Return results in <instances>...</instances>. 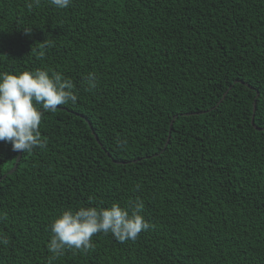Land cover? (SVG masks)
Here are the masks:
<instances>
[{
    "label": "trees",
    "instance_id": "1",
    "mask_svg": "<svg viewBox=\"0 0 264 264\" xmlns=\"http://www.w3.org/2000/svg\"><path fill=\"white\" fill-rule=\"evenodd\" d=\"M30 2L0 0V71L59 72L77 102L41 108L46 148L0 181V264H48L62 210L137 197L148 230L52 264H264V0ZM18 155L0 142V178Z\"/></svg>",
    "mask_w": 264,
    "mask_h": 264
},
{
    "label": "clouds",
    "instance_id": "2",
    "mask_svg": "<svg viewBox=\"0 0 264 264\" xmlns=\"http://www.w3.org/2000/svg\"><path fill=\"white\" fill-rule=\"evenodd\" d=\"M39 6L40 0H31ZM57 9H66L71 0H50ZM25 34L31 29H24ZM96 86L95 74L89 73L87 88ZM77 102L75 85L71 79L63 78L59 72L36 69L11 73L0 71V142L9 143L13 152H31L35 148H46L40 124L42 111L55 112L60 105ZM41 106L38 108L37 106ZM144 202L137 197L124 207L113 202L110 207L80 206L62 210L50 222L52 233L47 244L51 253L48 264L61 257L68 249L91 248L92 237L97 233H111L119 242L135 240L142 230L150 228V222L141 214ZM8 238L0 233V244L7 245Z\"/></svg>",
    "mask_w": 264,
    "mask_h": 264
},
{
    "label": "water",
    "instance_id": "3",
    "mask_svg": "<svg viewBox=\"0 0 264 264\" xmlns=\"http://www.w3.org/2000/svg\"><path fill=\"white\" fill-rule=\"evenodd\" d=\"M230 88H231V86H230ZM228 91H229V89L224 93L223 98L219 101V103L225 98V96H226V94H227ZM258 95H259V92H257V96H258ZM219 103H218V104H219ZM218 104H217V105H218ZM256 107H257V104H256V100H255V102H254V108H253L252 123H254V115H255ZM202 112H205V111H201V112H198V113H202ZM187 114H189V113H186V115H187ZM175 117H177V115H176ZM172 123H173V121H172ZM255 127H256V126H255ZM256 128H258V129H264V128H259V127H256ZM96 138H97V140H99L97 135H96ZM169 139H170V135H169L168 141H167V143H166V146H167L168 143H169ZM21 156H22V153H19V155H18V157H17V160H16L15 165L13 166V168H12L7 174H5L3 177H1V178H0V181H1L3 178H5L8 174H12V173L17 169V167H18V165H19V162H20V159H21Z\"/></svg>",
    "mask_w": 264,
    "mask_h": 264
}]
</instances>
